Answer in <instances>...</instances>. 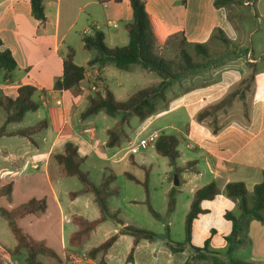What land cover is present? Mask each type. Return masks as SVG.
Segmentation results:
<instances>
[{
  "label": "crops",
  "instance_id": "crops-1",
  "mask_svg": "<svg viewBox=\"0 0 264 264\" xmlns=\"http://www.w3.org/2000/svg\"><path fill=\"white\" fill-rule=\"evenodd\" d=\"M143 1L152 19L155 46L160 54L164 53L171 39H176L178 46L183 37L189 42H207L217 27H221L232 41L242 47L243 52L224 65L193 72L175 82L167 91V100L160 105L158 111L147 120L140 121L142 124L135 137L127 131L130 140L125 142V145L123 143V146L111 148L106 145L107 131L113 127L100 126L96 122V117H93L102 111L84 120L80 119L82 112L89 105V96L94 95L80 88L81 94L75 96L70 90H56L54 85L63 75V61L69 48H73L74 62L86 68L85 78L80 85H87L88 78L91 82L94 78H99L103 81L105 88L112 92L109 80L115 78L117 81L118 78L122 79L124 74L122 71L119 76L112 73L114 76L112 77L108 74V65L102 71H99L96 66H89L88 62L93 53L85 49L83 37L85 34H93V27H95L105 33L106 43L109 38L126 41L127 31L124 25L132 21L127 9V4L130 5V2L128 0H122L120 3L112 0L102 2L100 0H43L46 21H41L33 15L30 0H0V38L4 43L3 48L9 49L18 63L10 79H5L4 72L0 71V92L15 99L19 95L21 85H32L36 88L33 99L48 110V115L44 119L47 121V127L34 136V142L26 138L33 148L28 147L21 156L15 152L3 151L16 164V169L12 171L14 176H20L25 172L28 175L34 174L29 170L33 164V168L38 170L35 173L42 182L33 196L44 197L48 203L45 214L44 212L40 215L29 214L19 220L20 226L28 217H32L30 226H33L35 221L39 223L50 219V205L57 211V241L49 242L48 239L45 241L49 246L52 245L51 247L62 258L69 256V261L58 263L50 257L40 255L43 264H184L193 255L190 247L173 252L168 242L176 240L167 236H161L155 241L142 238L136 245L131 260L128 259V255L133 246V237L127 234L117 238L104 256V262L100 261L101 257L92 259L85 253L87 248L99 243L87 241L79 253L69 248L68 240L64 239L65 225L67 222L71 223L72 214H79L71 210L76 209L77 204L90 194L79 195L74 199L69 198V202L66 203L65 196L68 192L62 193L55 187L53 179L59 177L61 168L52 156L63 152L65 145L69 142L77 146L84 159L92 155L98 160H111L126 169L127 163L145 168L142 161L137 158L136 151L131 152L130 149L142 133L151 129L148 133L149 137L157 133L158 135H176L181 139L177 163L181 160L182 164L178 166L183 168L188 162L194 164L191 165V169L185 168L179 176L175 205L179 201L177 196L184 193V205L189 211L196 190L213 180L222 188L219 196L202 202L205 211L195 218L192 225L193 245L196 236L195 227L198 223L204 224L205 230H201L200 235L206 238L211 237L208 241L212 248L218 249L219 245L226 247L230 244L227 237L233 232V223L225 217V214L232 211L238 215L241 209L237 201L224 194L225 187L231 182H243L248 191H252L258 183L264 181V0H255L254 8H248L242 2L233 3L230 8L217 7L215 0ZM229 13L233 14L232 19L228 17ZM215 43L218 45L220 41ZM249 55L259 57L256 60L257 63L253 62L257 64V77L253 90L251 123L245 126L234 121L222 132L213 134L205 123L196 120L195 114L205 106L221 99L230 87L249 71ZM140 69L143 70L139 72L142 81L153 80L150 84L152 85L160 80L157 74V80L154 79L153 74H150L153 71L139 66L131 71ZM133 93H130L128 97ZM41 106L36 111L27 112L25 117L35 113L37 119L43 118L45 114H42ZM5 119V110L0 107V127ZM35 124L37 123L27 124L26 127ZM11 125L8 126V131L21 129L11 128ZM15 137L17 136L4 135L0 138V142L3 138ZM150 144H153L154 148V143ZM24 159L25 162H22ZM13 185V199L9 202V209L18 206L14 202L15 180ZM68 211L71 213H67ZM252 226L258 228L264 236V221L253 219L249 224L245 243L236 248L250 242ZM23 229L34 236L29 229L24 227ZM75 230V225L69 227L71 233ZM116 231L117 227L113 233ZM11 234H7L11 239L8 243L0 234V252L4 254L7 264L11 262L23 264L25 252L18 256L13 255L12 250L16 240L13 234L10 236ZM215 235L219 236V242L213 240ZM55 243L56 246L58 244L60 246L55 247ZM83 254L85 258L80 262H75L71 258L72 255L83 256ZM245 260L264 262V257H251Z\"/></svg>",
  "mask_w": 264,
  "mask_h": 264
},
{
  "label": "trees",
  "instance_id": "trees-1",
  "mask_svg": "<svg viewBox=\"0 0 264 264\" xmlns=\"http://www.w3.org/2000/svg\"><path fill=\"white\" fill-rule=\"evenodd\" d=\"M105 0H100V2ZM120 3L122 0H112ZM130 2L133 19L124 25V29L129 35V42L124 46H109L105 41V33L93 27V34H85L83 37L84 47L92 52V58L89 60V66H96L99 71L107 65H114L122 71H131L139 66L143 69L155 72L160 80L150 86L143 87L126 100L119 101L115 99L113 93L106 88L105 95L98 94L89 96V105L82 112L80 119L105 111L112 117L121 114L116 125L107 131L108 147H119L130 140L126 126L131 117H137L141 122L154 115L160 105L167 100V91L177 81L186 75L199 70H206L224 65L231 58L239 56L243 48L225 33L221 27L213 30L209 41L204 43L189 42L186 38L180 40L178 46V55L175 59L169 60L157 54L155 46V35L152 28V19L146 10V4L143 0H128ZM33 15L46 21L45 5L43 0H30ZM186 2V1H184ZM242 2V0H215V6L227 7L233 3ZM232 13L228 17L233 18ZM215 41H220L223 49ZM3 41L0 38V71L4 72L5 79H10L13 72L17 69L18 63L12 52L3 48ZM75 61V50L69 48V51L63 61V75L55 82V89L59 91L70 90L75 96L81 94L80 83L85 78L86 68L79 66ZM257 63V62H256ZM250 63L249 71L241 79L234 83L226 94L217 101L202 108L196 115V120L205 123L213 134L222 132L228 125L236 121L245 126L251 123L252 104L254 100V87L257 77V64ZM36 88L32 85H21L19 95L13 99L0 92V107L5 110L6 119L0 127V138L4 135L20 136L34 142V136L47 127V121L24 127L14 131H8V126L14 123H20L24 120L29 111H36L41 106L36 102L33 96ZM182 143L176 135L160 134L155 142L154 149L159 156L166 157L168 164L180 176L185 169H191L193 162H188L185 167H179L177 160L180 156L179 146ZM52 158L61 168V174L66 177H76L82 187L78 191L70 193L72 199L79 195L90 193L94 197V202L99 209V216L95 219H89L83 215L72 214L71 222L76 226V230L68 235V247L76 253L83 249L85 243L89 241L92 232L105 220H112L117 227V231L99 244L89 247L85 253L94 259L101 257L104 262V256L109 248L115 243L120 235L127 234L133 237V246L128 255V259H133L135 247L140 240L146 239L155 241L161 236L149 229L139 227L133 224H127L118 216V211H112L109 206V197L117 196L120 193L119 186L115 184L116 174L111 171L104 175L99 184H94L90 178V173L82 168L84 157L78 151L74 143H67L64 151L53 154ZM125 175L131 181L143 185L146 194L148 208L150 213L157 219L162 216L157 212L149 201L148 175L145 180L139 179L132 172H125ZM13 182H9L0 187V198L5 197L11 201L13 194ZM222 188L213 180L210 183L198 188L193 195L190 209L185 219V241H169L168 244L173 252L182 251L185 247L193 250V255L189 257L184 264L195 262H210L212 264H264V262L255 260H245L230 256L228 259L220 252L208 249L209 241L204 247H197L192 244V225L205 210L202 207L204 200H209L219 196ZM176 190H170L168 212L175 209ZM224 194L237 201L241 213L236 215L228 211L225 217L233 223V232L227 237L230 243V252L240 244H244L248 237L249 224L251 220L264 221V181L258 183L254 190L248 191L243 182H231L224 189ZM48 203L46 198H33L18 206L12 208L0 207V217L7 221L16 244L12 250L14 256L25 252L23 264H43L40 255L50 257L58 263L69 261V256L62 258L57 251L49 246L45 240H38L20 226L19 220L29 214L40 215L47 210ZM4 254L0 252V264H7Z\"/></svg>",
  "mask_w": 264,
  "mask_h": 264
},
{
  "label": "rangeland",
  "instance_id": "rangeland-1",
  "mask_svg": "<svg viewBox=\"0 0 264 264\" xmlns=\"http://www.w3.org/2000/svg\"><path fill=\"white\" fill-rule=\"evenodd\" d=\"M249 8V7H248ZM127 9L130 13L131 20L133 19L132 9L129 4H127ZM128 19V17L126 18ZM253 19V18H250ZM106 28V27H105ZM103 28V29H105ZM126 34V41L121 40H109L107 41L108 45H116V46H124L128 44L129 37ZM116 43V44H111ZM220 49H223L221 44ZM114 47V46H113ZM157 54H160L158 49H156ZM166 59L172 60L175 59L178 55V42L176 39H171L168 43L167 48L165 49L163 54H160ZM108 74L112 75V73L119 74L122 70L117 69L114 65H108ZM106 70V72H107ZM143 70L140 69L138 71H122L124 77L118 78L116 81L115 78L109 80L110 88L114 93L115 99L119 101H124L128 98L130 93H133L135 90L143 88L147 85L153 83V80L150 82H144L140 79L141 75L139 72ZM155 76V80L158 79L156 73L151 72ZM112 77H114L112 75ZM154 80V81H155ZM53 105V104H52ZM41 112L43 118L37 119V115L35 113L28 114L25 119L20 123H14L10 127L23 128L26 127L27 124L39 123L42 120L46 119V115H48V110L46 107L41 106ZM4 112V111H3ZM120 116L112 117L107 115L104 111L100 112L96 117V122L100 126L105 127L109 125V127H114L116 123L119 121ZM140 120L137 117H131L129 124L126 126V130L135 137L136 133L139 131L141 127ZM148 130L145 133H142L138 139L137 143L141 140V138H148L149 132ZM135 142V143H136ZM124 143L123 145H125ZM122 145V146H123ZM33 148L30 142L25 138L17 136L15 138H3L0 142V187L9 183L16 181V193L14 195V202L18 205L33 199L35 191L39 189V185L41 182L40 177L36 175L35 171H38L33 168V164L29 170H31L34 174L28 175L26 172L20 176H14L13 170L16 169L15 162L7 157L3 152L10 151L15 152L17 155L23 154L27 148ZM136 156L138 159L142 161L144 167H137L135 165H131V163H127L128 166L124 169L121 165H116L111 160H98L97 158L89 155L85 158L84 163L82 164V168L85 171L90 173V178L94 182V184H99L104 177L105 174L113 171L116 174V182L115 184L119 186L120 193L117 196L109 197V206L112 211H118V216L124 220L127 224L137 225L139 227H143L158 233L160 236L171 237L177 242L185 241V219L186 214L188 212V207L184 205L185 194L180 193L177 196L178 204L175 205V209L173 212H168V202H169V192L170 190H176L179 186L176 184V175L178 174L173 170L172 167L169 166L168 160L166 157H162L157 155L153 148V144H150L147 148H138L136 150ZM19 163V160L17 161ZM25 162V159L22 160ZM178 165L182 164V161L179 160ZM148 168V169H147ZM124 171H130L136 174L141 180H145L148 175V185H149V201L153 208L159 212L162 216V219L155 218L149 211V206L146 203L147 194L143 185L137 184L134 181L128 179L125 175ZM183 173V172H181ZM180 173V174H181ZM179 180V176H178ZM55 187L59 189L62 193H66V203L69 202L70 193L80 189L82 187L80 181L76 177H66L59 173V177L53 179ZM57 181V182H56ZM176 195V194H175ZM44 198V197H43ZM88 198V199H86ZM13 199V195H12ZM11 199V201H12ZM41 199V198H37ZM6 198H0V207L9 208V202ZM51 206V214L49 216L50 219L44 222L37 223L34 222L33 226H30V220L32 217H28L25 221H22L21 226L29 229V231L35 236L34 238L38 240L48 239L49 242L57 241L58 237V226H57V211L54 206ZM77 208L72 209L75 213H79L89 219H95L99 216V209L97 204L94 202L93 195L87 194L78 204ZM56 211V212H55ZM47 210L44 212V214ZM71 213V212H67ZM33 216V215H30ZM203 223H198L195 227V240L193 241L194 245L197 246H205L207 240H210L211 237L206 238L204 235H200L201 230H205ZM74 226V224L66 223L64 228V239L68 240V235H70L69 227ZM115 224L112 220L108 219L100 223L96 229L92 232V236L89 239L90 243H100L107 239L115 229ZM8 232V233H7ZM0 234L4 239H6L7 243L10 237L8 238L7 234H11L9 226L5 219L0 218ZM12 236V234L10 235ZM251 237L252 239L243 247L235 248L230 252V244L226 247L219 245L217 248H212L210 244L208 245V249L212 251L220 252L222 255L226 256L227 259L232 257H237L241 259H250L251 257H264V236H262L261 231L258 228L252 226L251 228ZM13 238V237H12ZM219 236L215 235L213 240L219 242ZM11 240V239H10ZM52 246V245H51ZM58 244L55 247H59ZM54 247V246H53ZM79 253V252H77Z\"/></svg>",
  "mask_w": 264,
  "mask_h": 264
},
{
  "label": "built area",
  "instance_id": "built-area-1",
  "mask_svg": "<svg viewBox=\"0 0 264 264\" xmlns=\"http://www.w3.org/2000/svg\"><path fill=\"white\" fill-rule=\"evenodd\" d=\"M242 3L244 5H246L249 8H254L255 6V0H242ZM259 59V57H254L252 55H249L248 60L250 63L256 62V60ZM82 90H87L89 93H92L94 96L101 94V95H105L106 92V88L105 85L103 83V81L99 78H94L92 80V82L90 81V78L87 79V85H80L79 86ZM159 135L157 133L152 134L149 138H143L141 139L138 143H134L132 144V146L130 147L131 152H135L138 148H147L149 146L150 143H154L156 138ZM71 258L75 261V262H80L81 259L85 258V254H83V256H75L72 255ZM11 264H17L15 262H11Z\"/></svg>",
  "mask_w": 264,
  "mask_h": 264
},
{
  "label": "water",
  "instance_id": "water-1",
  "mask_svg": "<svg viewBox=\"0 0 264 264\" xmlns=\"http://www.w3.org/2000/svg\"><path fill=\"white\" fill-rule=\"evenodd\" d=\"M176 184H179L178 176L176 175Z\"/></svg>",
  "mask_w": 264,
  "mask_h": 264
}]
</instances>
